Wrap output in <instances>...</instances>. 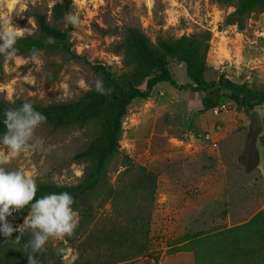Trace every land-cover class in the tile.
<instances>
[{
  "label": "rangeland",
  "instance_id": "obj_1",
  "mask_svg": "<svg viewBox=\"0 0 264 264\" xmlns=\"http://www.w3.org/2000/svg\"><path fill=\"white\" fill-rule=\"evenodd\" d=\"M56 1L0 0V18L12 17L25 35L36 36L33 12L49 14ZM232 10L214 0H73L69 14L78 15L79 26L66 18L60 26L68 31L71 50L80 58L37 51L4 59L0 101L49 105L81 98L99 80L91 64L123 70V56L116 46L127 27L139 28L152 42L209 30L205 79L216 80L223 74L253 92L264 91V11L250 14L239 30L224 24ZM169 67L177 83L190 82L183 62L173 61ZM200 110L198 94L165 81L154 86L148 98L133 99L128 106L120 153L109 165L108 188L117 185L124 155L156 175L148 252L158 261L141 255L112 264H195L193 250H177L188 241H183L184 235L239 225L264 207L263 105L247 110L223 98L217 107ZM34 135L44 140V148L10 158L5 167L35 171L37 184L77 183L86 162L74 155L90 142L92 128L53 129L42 123ZM110 197L106 191L93 196L90 227L112 214ZM10 222L16 227L24 220L14 216ZM66 238L46 244L67 246L63 264L77 257Z\"/></svg>",
  "mask_w": 264,
  "mask_h": 264
},
{
  "label": "trees",
  "instance_id": "obj_2",
  "mask_svg": "<svg viewBox=\"0 0 264 264\" xmlns=\"http://www.w3.org/2000/svg\"><path fill=\"white\" fill-rule=\"evenodd\" d=\"M214 1L233 7L226 15L224 24L236 25L239 30L245 28L250 14L264 11V0ZM72 5L73 0H59L52 4L49 14L33 12L38 35H25L18 39L16 54L55 51L80 58L71 50L68 31L60 26ZM49 37L55 42L48 43ZM210 40L209 30H199L174 39L160 37L152 42L139 28L127 27L116 46L123 56V70L114 72L105 65L91 64L104 87L111 90L108 94L101 95L93 87L75 101L49 105L32 102L34 108L47 117L46 124L53 129L92 128V139L74 155L75 159L86 162L78 182L73 185L38 183L34 198L61 192H69L74 197L72 207L79 214V224L74 234L66 238L77 252L73 264H112L141 255L158 261L157 256L148 252L156 175L137 166L129 156L124 155V169L120 172L117 185L108 188L109 165L120 153L122 122L133 99L148 98L154 86L165 81L177 89L198 94L202 105L200 112L217 107L223 98L247 110L264 107V91L253 92L244 83L237 84L223 74L216 80L205 79ZM4 59L0 56V63ZM173 61L185 64L190 82L177 83L173 79L169 67ZM23 101H0V133L6 130L4 112L19 107ZM100 191L111 195L113 211L110 216L90 227L93 196ZM29 212L30 205L14 212L7 219L10 221L18 216L19 220H24ZM18 235V232H13L10 239L0 235V264H27L31 249L25 245L32 239V233L30 230L24 231L17 243L15 238ZM182 239L188 241L177 247V250H193L195 264H264V207L239 225L197 236L186 234ZM45 249L37 254L39 264H63L62 258L67 253L65 244L61 242L54 248L45 246ZM58 249H63V254Z\"/></svg>",
  "mask_w": 264,
  "mask_h": 264
},
{
  "label": "clouds",
  "instance_id": "obj_3",
  "mask_svg": "<svg viewBox=\"0 0 264 264\" xmlns=\"http://www.w3.org/2000/svg\"><path fill=\"white\" fill-rule=\"evenodd\" d=\"M66 20L74 27L79 26L76 14H68ZM25 33L17 27L12 17L0 18V56L11 61L16 56L17 40ZM48 43H54L49 37ZM88 90H91L90 88ZM95 91L101 95L111 90L104 87L102 80L95 82ZM47 122V117L36 110L30 100H25L19 107L9 108L4 112L5 131L0 134V235L10 239L13 232H18V243L22 233L30 230L32 239L25 245L31 251L27 255V264H39L37 254L45 251L50 239L57 241L71 237L79 224V215L72 205L74 197L69 192L50 193L34 199L37 192L35 171L24 168L9 170L5 165L10 158L20 157L25 152L42 150L44 140L35 137V129ZM34 201V202H33ZM30 205V212L22 225L13 227L7 217L25 206ZM63 254V249H58ZM77 257L72 256L67 264Z\"/></svg>",
  "mask_w": 264,
  "mask_h": 264
}]
</instances>
